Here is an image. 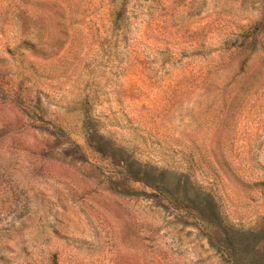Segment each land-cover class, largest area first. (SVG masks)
Returning a JSON list of instances; mask_svg holds the SVG:
<instances>
[{"label":"rangeland","instance_id":"1","mask_svg":"<svg viewBox=\"0 0 264 264\" xmlns=\"http://www.w3.org/2000/svg\"><path fill=\"white\" fill-rule=\"evenodd\" d=\"M0 264H264V0H0Z\"/></svg>","mask_w":264,"mask_h":264}]
</instances>
